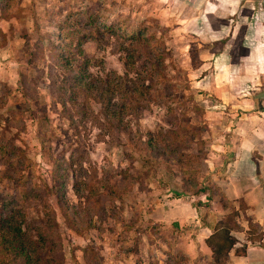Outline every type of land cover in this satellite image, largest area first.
<instances>
[{"label": "rangeland", "instance_id": "rangeland-1", "mask_svg": "<svg viewBox=\"0 0 264 264\" xmlns=\"http://www.w3.org/2000/svg\"><path fill=\"white\" fill-rule=\"evenodd\" d=\"M121 27L150 40L155 85L110 128L67 58L81 40L93 75H125ZM263 159L264 0H0V204L38 246L28 262L0 243V264H233L264 243Z\"/></svg>", "mask_w": 264, "mask_h": 264}, {"label": "trees", "instance_id": "trees-1", "mask_svg": "<svg viewBox=\"0 0 264 264\" xmlns=\"http://www.w3.org/2000/svg\"><path fill=\"white\" fill-rule=\"evenodd\" d=\"M96 12L90 13V20L89 23L91 25H94L96 28H106L107 30H112L117 25L116 22L109 23L108 20L102 19L96 15ZM120 29V28H119ZM120 36L122 38H127L128 40L132 41V43L127 47V53L128 56L126 59H124V64L126 67V74L125 75H114V76H98L93 75V72H91L90 66L92 64L91 58H89L84 50V47L82 45V41L79 40V43L76 45V52L70 53V56L67 58V65L70 64V62L77 61L79 63V67L77 69L78 74L73 77V88L78 87L81 85V83L84 84V87H88L90 89L96 88L97 94L94 95V99L101 104L102 108V114H104V117L107 118V124L110 128H112L114 125H116V122L112 121L113 119H121L122 115L125 113V110L132 107V102H135L137 104L144 101V97L151 91L152 87L155 85V83H149V85L145 82V65L138 66L136 63H138L141 56H136L135 47L140 46H149L150 47V40L146 38V35L143 33L142 30L134 31V32H128L124 28L121 27L120 29ZM126 40V39H125ZM149 43V44H148ZM126 45V43H125ZM157 43L155 44L154 50H152L151 55L153 58L158 62L159 64L164 63L165 56L164 53L159 51ZM125 47V48H126ZM64 51L59 54V57L66 56L65 49ZM146 53L147 52H139ZM142 55V54H141ZM150 55V56H151ZM148 56V54H147ZM149 57V56H148ZM153 66V67H152ZM151 69L157 70V66H155V62L152 63ZM155 66V67H154ZM89 71V72H88ZM135 72L137 78L131 77L130 72ZM153 71V72H154ZM94 77L92 80L89 78ZM87 79V80H86ZM147 81V80H146ZM99 83V85H97ZM129 85V88H126V86ZM147 90V91H146ZM118 93L121 94L122 100H124L126 97L128 98L129 95H134V98L130 102H126L120 104L117 103V96ZM75 98V96H72L71 99ZM97 118V117H96ZM98 120V118H97ZM189 132L186 134V137H188L190 142L192 143V140H194L195 135L197 133ZM200 137V136H199ZM201 138V137H200ZM154 140V137H152L150 141ZM204 143V142H203ZM202 143V144H203ZM17 149L16 146L12 145V149L9 150V154H13V152ZM73 189L76 193H80V191L76 188V183L73 185ZM210 190L211 187H204L203 190L200 191H206ZM59 195V200H63V195L60 193H56ZM209 199H211L209 197ZM12 201L4 202L0 204V243L1 244H9L8 246L10 248H13L17 254V256H22L25 258V260L28 262L34 259L33 255L38 256V252H35L34 249H38V246L35 245L36 242L33 239L32 235H28L25 230H23L21 224H20V210L15 208L9 209L7 207L9 204H11ZM201 202H199V205ZM22 222V221H21ZM227 237L229 241L225 245V249L227 251V254L230 253V250L235 247L237 243L234 242V238L227 232ZM31 245H34L33 248ZM223 249V248H222ZM215 254L217 255V251L215 250ZM246 253H238V255H244ZM217 263H219L218 257L216 258Z\"/></svg>", "mask_w": 264, "mask_h": 264}, {"label": "crops", "instance_id": "crops-1", "mask_svg": "<svg viewBox=\"0 0 264 264\" xmlns=\"http://www.w3.org/2000/svg\"><path fill=\"white\" fill-rule=\"evenodd\" d=\"M245 163L244 165H246L248 167H250V169L252 168V173L250 172V177L246 180H243V182L245 183L247 181V185L244 184V187L247 190H250L249 188H253L251 190L253 191H249V192H243L242 196L247 197V198H251L252 195H256L258 194L260 189L261 184L259 183L258 177L259 174L258 173H254L255 170L258 169V167H260V161H258L256 158H254V156L250 153L248 155H246L245 157ZM264 161V159H263ZM239 161H234L235 164L239 163ZM246 170V169H245ZM245 170L243 171L244 174ZM246 177V176H245ZM245 179V178H243ZM257 183V184H256ZM254 204V203H253ZM231 260L233 261V264H264V243L261 244L260 246H253V247H248V249L246 250V253L244 255H237L234 258H231Z\"/></svg>", "mask_w": 264, "mask_h": 264}]
</instances>
